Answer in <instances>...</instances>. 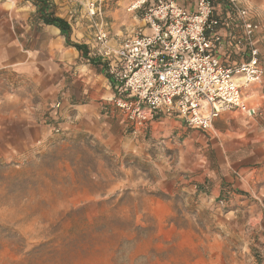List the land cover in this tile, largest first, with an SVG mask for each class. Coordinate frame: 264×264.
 <instances>
[{
	"label": "rangeland",
	"instance_id": "1",
	"mask_svg": "<svg viewBox=\"0 0 264 264\" xmlns=\"http://www.w3.org/2000/svg\"><path fill=\"white\" fill-rule=\"evenodd\" d=\"M48 1L54 10L73 12L79 36L87 29L91 38H83L91 41L94 58H102L96 41L101 20L89 16L90 3L103 10L110 43L133 36L142 26L141 13L129 11L139 0ZM241 1L260 23L264 69V0ZM5 3L12 5L0 0V5ZM129 20L135 26L127 29ZM244 98L260 109L251 122L264 136V75ZM14 109L18 106L9 103L1 111ZM149 127L97 136L53 132L56 138L30 155L0 159V264H247L250 258L244 253L223 262L212 256L209 233L215 211L199 213L197 196L162 191L174 169L189 157L186 146L174 147L161 138L160 145L152 143ZM169 198L170 223L159 224L152 212L159 199ZM253 255L252 264H259Z\"/></svg>",
	"mask_w": 264,
	"mask_h": 264
},
{
	"label": "crops",
	"instance_id": "2",
	"mask_svg": "<svg viewBox=\"0 0 264 264\" xmlns=\"http://www.w3.org/2000/svg\"><path fill=\"white\" fill-rule=\"evenodd\" d=\"M9 1L12 5H0V159L30 155L56 138L54 127L73 137L113 129L126 134L122 113L110 101L112 91L101 65L104 59L93 57L91 41L83 38L86 28L78 35L73 12L53 7L45 11L68 22L67 40L59 28L44 22L37 0ZM175 1L188 9L195 3ZM133 25L129 20L127 29ZM131 37L111 44L117 48ZM75 44L83 45V52ZM57 102H62V108L51 109ZM9 103L18 109L2 112ZM251 121L240 112H226L207 131L187 127L174 116L146 126L152 143L160 145L161 138L174 147L186 146L189 158L174 169L167 180L170 186L161 189L169 196H197L199 213L215 211L209 250L220 262L244 253L250 258L247 264L255 263L253 254L264 264V136ZM222 199L228 201L222 204ZM172 209L170 198L159 199L152 214L159 224H168Z\"/></svg>",
	"mask_w": 264,
	"mask_h": 264
},
{
	"label": "built area",
	"instance_id": "3",
	"mask_svg": "<svg viewBox=\"0 0 264 264\" xmlns=\"http://www.w3.org/2000/svg\"><path fill=\"white\" fill-rule=\"evenodd\" d=\"M90 7L89 16L101 20L96 41L110 101L134 133L160 116L207 131L226 112L261 115L244 98L264 75L261 26L241 0H195L193 9L175 0H141L129 11L141 13L142 26L117 48L103 10ZM61 108L62 102L51 107Z\"/></svg>",
	"mask_w": 264,
	"mask_h": 264
},
{
	"label": "trees",
	"instance_id": "4",
	"mask_svg": "<svg viewBox=\"0 0 264 264\" xmlns=\"http://www.w3.org/2000/svg\"><path fill=\"white\" fill-rule=\"evenodd\" d=\"M221 1V0H219ZM36 6H38V9L41 12V15L44 19V22L47 25H52L55 26L57 28H59L62 33H64V35L66 36L67 40H69V36L71 34V26L68 24L67 21H65L64 19L61 18H55L53 16H49L48 14H45V11L51 7L48 1H44V0H37L36 1ZM47 8V9H46ZM69 44V41H68ZM74 47H76L80 52L85 49L83 45H79V44H75ZM224 201H228L227 199H222L221 202Z\"/></svg>",
	"mask_w": 264,
	"mask_h": 264
},
{
	"label": "bare ground",
	"instance_id": "5",
	"mask_svg": "<svg viewBox=\"0 0 264 264\" xmlns=\"http://www.w3.org/2000/svg\"><path fill=\"white\" fill-rule=\"evenodd\" d=\"M139 2H141V0H139Z\"/></svg>",
	"mask_w": 264,
	"mask_h": 264
}]
</instances>
